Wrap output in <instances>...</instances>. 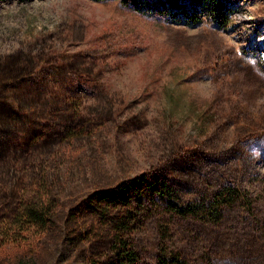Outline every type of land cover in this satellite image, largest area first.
Instances as JSON below:
<instances>
[{
    "label": "rangeland",
    "instance_id": "obj_1",
    "mask_svg": "<svg viewBox=\"0 0 264 264\" xmlns=\"http://www.w3.org/2000/svg\"><path fill=\"white\" fill-rule=\"evenodd\" d=\"M233 3L217 29L120 0H0V264H110L95 194L142 173L183 202L242 200L216 223L150 200L136 264H264V0Z\"/></svg>",
    "mask_w": 264,
    "mask_h": 264
},
{
    "label": "trees",
    "instance_id": "obj_2",
    "mask_svg": "<svg viewBox=\"0 0 264 264\" xmlns=\"http://www.w3.org/2000/svg\"><path fill=\"white\" fill-rule=\"evenodd\" d=\"M120 2L141 14L164 17L170 23L195 26L206 22L217 29L226 27L234 10L233 0H120ZM95 196L101 204L92 206L94 212L110 230L108 248L113 255L110 264H136L137 254L129 233L138 214H143L150 200L159 202L156 209L161 208L180 217L207 219L213 223L220 220L223 207L232 206L242 200L234 188L225 186L209 199H200L192 203L183 202L165 180H157L152 174L147 173L129 178L112 192L98 191ZM44 206L40 205L39 211L28 209V218L33 223H43ZM167 256L160 253L157 256V264H183V261L176 260V257Z\"/></svg>",
    "mask_w": 264,
    "mask_h": 264
}]
</instances>
